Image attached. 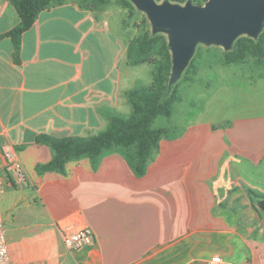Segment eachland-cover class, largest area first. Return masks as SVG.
Instances as JSON below:
<instances>
[{
  "label": "crops",
  "instance_id": "1",
  "mask_svg": "<svg viewBox=\"0 0 264 264\" xmlns=\"http://www.w3.org/2000/svg\"><path fill=\"white\" fill-rule=\"evenodd\" d=\"M18 22L10 0H0V206L11 259L214 264L219 256L220 264H264V121L240 131L189 123L160 140L140 177L118 153L95 169L83 157L65 173H39L51 150L38 135L96 134L111 111L128 115L127 90L146 84L127 63L130 40L107 6L54 3L16 48L7 32ZM65 227L89 228L93 242L70 251Z\"/></svg>",
  "mask_w": 264,
  "mask_h": 264
},
{
  "label": "trees",
  "instance_id": "2",
  "mask_svg": "<svg viewBox=\"0 0 264 264\" xmlns=\"http://www.w3.org/2000/svg\"><path fill=\"white\" fill-rule=\"evenodd\" d=\"M62 0H10L19 14V22L7 35L11 36L15 47L20 42L23 31L28 29L35 21L37 14L54 3ZM159 1V0H156ZM184 2L185 0H171ZM195 3V0H191ZM98 6L105 5L108 0H96ZM124 6L132 7L129 0H121ZM199 4V3H197ZM246 39L254 44L253 49L260 53L264 47V26L258 38L239 37L233 44L230 53H239L233 61L227 55L230 62H241L248 49L241 44ZM127 63L138 65L148 62L152 64L151 82L147 85H138L126 92L127 101L131 106L128 116L117 112L109 113L108 125L102 131L88 136H54L40 134L36 142L45 144L51 150V158L44 164H38L36 170L66 172V163L87 157L93 169L101 158L109 153H118L123 156L126 163L135 176L145 174L147 165L158 152L159 142L163 138H175L180 135L175 127H153V122L159 115L166 117L173 112L174 103L181 99L176 83H170L171 56L167 45V38L162 33L152 34L145 30L128 43L126 50ZM192 65V60L188 67ZM187 67V69H188ZM186 69V71H187ZM259 197L254 191H250ZM264 200V195L260 196Z\"/></svg>",
  "mask_w": 264,
  "mask_h": 264
},
{
  "label": "rangeland",
  "instance_id": "3",
  "mask_svg": "<svg viewBox=\"0 0 264 264\" xmlns=\"http://www.w3.org/2000/svg\"><path fill=\"white\" fill-rule=\"evenodd\" d=\"M83 1L97 5L96 0ZM161 1L163 0L158 2ZM194 2L203 4L205 0ZM104 6L111 11V21L115 24L114 27L118 28L116 29L118 34L126 40L136 38L145 30L151 31L145 13L133 4L132 7H127L121 3V0H108ZM241 44L248 48L241 62L226 60L227 55L233 61L239 55L238 52L230 53L233 47L225 50L218 45L197 44L191 58L192 65L187 66L188 69L184 68L178 80L174 82L181 99L174 103L170 116H157L153 127L172 126L177 131H181L187 124L199 120L212 121L219 129L235 127L240 131L243 125L262 123L264 121V47L260 53H256L252 42L242 39ZM152 68V64L148 62L136 66L142 84L147 85L151 82ZM129 108L131 111L130 105Z\"/></svg>",
  "mask_w": 264,
  "mask_h": 264
},
{
  "label": "water",
  "instance_id": "4",
  "mask_svg": "<svg viewBox=\"0 0 264 264\" xmlns=\"http://www.w3.org/2000/svg\"><path fill=\"white\" fill-rule=\"evenodd\" d=\"M145 13L151 33L167 38L171 56L170 83L180 77L197 44L218 45L230 50L241 35L257 38L264 26V0H129ZM264 211V200L259 204Z\"/></svg>",
  "mask_w": 264,
  "mask_h": 264
},
{
  "label": "built area",
  "instance_id": "5",
  "mask_svg": "<svg viewBox=\"0 0 264 264\" xmlns=\"http://www.w3.org/2000/svg\"><path fill=\"white\" fill-rule=\"evenodd\" d=\"M0 193H1V178H0ZM63 242L65 246L74 251L82 246L88 245L93 242V233L87 227H81L77 229H71L65 227L62 230ZM211 262L214 264H220L221 259L219 256L211 257ZM0 264H43L38 261H16L11 259L8 252L7 241L5 236V226L2 217V209L0 206Z\"/></svg>",
  "mask_w": 264,
  "mask_h": 264
}]
</instances>
